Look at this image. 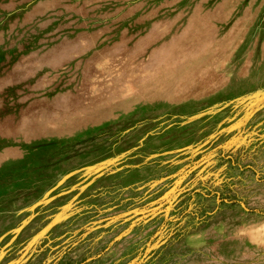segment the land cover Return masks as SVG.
Wrapping results in <instances>:
<instances>
[{
    "label": "rangeland",
    "instance_id": "374dc122",
    "mask_svg": "<svg viewBox=\"0 0 264 264\" xmlns=\"http://www.w3.org/2000/svg\"><path fill=\"white\" fill-rule=\"evenodd\" d=\"M0 264H264V0H0Z\"/></svg>",
    "mask_w": 264,
    "mask_h": 264
}]
</instances>
